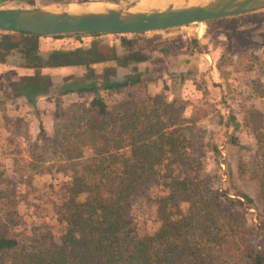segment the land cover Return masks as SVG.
I'll return each instance as SVG.
<instances>
[{"label": "trees", "instance_id": "trees-1", "mask_svg": "<svg viewBox=\"0 0 264 264\" xmlns=\"http://www.w3.org/2000/svg\"><path fill=\"white\" fill-rule=\"evenodd\" d=\"M83 36L97 38L103 35H74L77 38ZM14 37L19 38L17 49L23 59H42L53 64L51 56L41 52V37L38 35L0 33V49ZM259 50L245 55L241 64L249 72L254 65L262 66V70L258 68L263 72L259 76L262 77L264 44ZM142 60L116 58L113 61L126 68L130 63ZM222 63L225 67H232L229 60L223 59ZM230 68L224 75L230 110L212 115L219 131L208 133L199 125L192 126L194 136L207 139L213 150L216 146L211 141L212 136L218 133L229 136L230 143L237 150L251 149L246 147L247 144L243 146L240 135L252 124L239 115L252 117L258 114V110L255 106L245 108L242 103H236L232 96L236 90L234 79H229ZM139 82L138 75L129 76L122 82L73 77L55 88L61 96L91 95L93 99L64 108L60 106L61 100L58 101L53 134L41 126L39 142L30 144L31 158L24 159L21 166L14 162L15 158H12L14 164L10 167L3 162L5 168L0 172V183H6L9 192L0 193V200L6 199V206L12 207L6 216L8 223H15L16 192L10 189L21 192L23 186L26 188L24 196L38 188L41 190L45 186L39 177L45 170L55 169L68 177L65 184L69 181L65 201L57 213V220L66 231L60 240L51 238L49 243H43L40 238H30L23 233L9 235V226L0 219V264H230L221 257L232 240L242 246L236 256L228 257L235 261L234 264H243L244 258L252 264H264V246L260 248L258 244L260 241L264 245V236L258 226L249 225L243 217L247 214L246 202L219 189L215 186L218 182L209 181L203 174L205 160L195 161L197 159L190 154L189 164L188 147L185 146L189 142L183 143L187 140L181 130L186 129L182 128L183 124L195 123L196 118L184 115V100L167 99L160 92L155 95L147 93L133 101L135 113L126 118L121 111L125 107L122 102L110 107L106 98L101 96V92H120ZM30 86L33 85L22 82L17 90L29 102L35 101L33 90L37 93L36 98L43 93L50 95V89L41 92L40 87L28 88ZM253 96L254 93L250 97ZM239 107L242 110L235 111ZM253 126L257 150L252 167L260 196L264 197V126H261V116ZM246 134L251 136L250 132ZM8 140L11 142L12 138L7 136ZM214 154L218 157L221 152L214 151ZM237 165L236 169L229 170L232 176L247 173L245 163L239 161ZM161 180L165 190L157 200L161 226L152 235L140 236L132 202L136 198L152 199L153 187ZM242 198L253 206V198L248 195ZM177 203L180 207L186 204V210L181 211ZM20 236L32 241L23 242Z\"/></svg>", "mask_w": 264, "mask_h": 264}, {"label": "rangeland", "instance_id": "rangeland-1", "mask_svg": "<svg viewBox=\"0 0 264 264\" xmlns=\"http://www.w3.org/2000/svg\"><path fill=\"white\" fill-rule=\"evenodd\" d=\"M38 1L0 0V8L36 7L42 3L55 4L67 1L126 4L134 0ZM18 40V37H14L12 40L9 39V44L4 45L8 51L10 50L9 52L5 48L0 49V100L3 98L9 100L10 96L24 98L18 92V85L22 82L40 87L41 92L45 89H50L51 92L50 95L43 93L36 98L37 93L33 90L35 101L29 102L24 98L30 106L27 104L24 107L19 105L16 109L13 107L15 111L12 113L13 117L5 116L0 119L3 124L2 128L6 131L5 135L0 133V149L2 148L0 172L2 168H5L3 162L9 164L8 167H10L14 164L12 158H15L14 162L21 166L23 161L31 158L30 144L39 142L38 135L41 126L47 129V133L53 134V128L57 122L59 100H61L60 106L64 108L73 103L89 102L93 99L91 95L61 96L57 94L55 88L64 81L73 77H95L99 80L114 79L122 82L129 76L138 75L139 83L116 93L101 92V96L106 98L110 107L122 102L125 107L121 111L126 118L132 117L135 113L136 105L133 101H137L147 93L155 95L160 92L167 99H175L177 102L184 100V115L186 117L192 115L196 118L195 123L189 121L183 124L182 128L186 129L181 130L187 140L183 143L189 142L185 144L188 147L187 159L191 154L192 158L197 159L195 161L205 160L203 174L208 176L209 181L218 182L215 186L232 198L246 202L244 205L247 214L243 217L249 225L258 226L261 235L264 236V197L260 196L259 184L252 167L256 160L254 155L257 150L253 124L261 116V126H264V76L259 77L263 74L259 71V69L262 70V66L254 65L253 70L249 72L247 67L244 68L241 64V59L245 55L260 51L261 45L264 44V10L164 32L103 35L97 38L91 36L77 38L74 35L59 39L41 38L40 50L51 56L53 64L42 59L41 61L23 59L17 49ZM116 58L135 60L143 58V60L130 63L123 68L113 61ZM223 59L231 61L232 67L228 64V67H225L222 63ZM229 68L231 73L229 79H234L233 87H236L232 95L237 100L236 103H242L245 108L255 106L258 110V114L255 113L252 117L239 115L241 119L247 118L249 124H252L240 135L243 139V146L247 144L246 147H251V149L237 150L230 143L229 136H222L218 133L212 136L211 141L216 146L213 150L212 144L210 145L207 139L194 136V130H192L193 124L205 128L208 133L219 129L212 115L215 116L218 112L228 113L230 110V99L226 96V79L224 78ZM32 89L29 90L32 91ZM252 93L254 96L250 97ZM248 99L251 100L248 101ZM241 110L242 107H239L235 111L240 112ZM243 112H246V109ZM248 132L251 136L246 134ZM7 136L12 138L11 142L7 141ZM214 151L221 152V155L217 157ZM239 161L246 164L247 173L239 172L232 176L229 170L232 167L236 169ZM164 165L165 163L163 170ZM174 169L177 170V167L175 166ZM60 175L63 177H57ZM39 178L40 183L45 187L41 190L38 188L36 192L34 190L27 196L23 195L26 192L23 186L21 192L16 188L10 189L16 192V195L14 194L17 201L14 208L16 215L13 216L15 223H8L6 212L13 209L6 206V199L0 200V219L9 226V235L23 233L30 238L32 236L40 238L43 243H49L51 238L58 241L66 231L63 224L57 220V213L59 206L65 201V190L69 182L65 184V180L68 177L57 173L55 169H49L45 170ZM163 182L161 180L153 187L150 194L152 199L136 198L132 202L133 215L138 222L137 230L140 236L152 235L161 226L157 200L164 195ZM7 188L6 183H0V193L8 191ZM243 195L253 198V206L242 198ZM177 206L183 212L187 208L186 204H181L180 207L177 203ZM30 238L19 237L23 242L26 240L31 242ZM258 244L260 248L264 246L260 241ZM241 248L238 241H230L225 247L221 260L234 264L235 261L228 257L236 256L237 250ZM242 262L252 264L246 258Z\"/></svg>", "mask_w": 264, "mask_h": 264}, {"label": "water", "instance_id": "water-1", "mask_svg": "<svg viewBox=\"0 0 264 264\" xmlns=\"http://www.w3.org/2000/svg\"><path fill=\"white\" fill-rule=\"evenodd\" d=\"M264 10V0H146L126 4L75 2L38 8H0V33L41 38L71 35L148 34Z\"/></svg>", "mask_w": 264, "mask_h": 264}, {"label": "crops", "instance_id": "crops-1", "mask_svg": "<svg viewBox=\"0 0 264 264\" xmlns=\"http://www.w3.org/2000/svg\"><path fill=\"white\" fill-rule=\"evenodd\" d=\"M37 2H39V1L37 0ZM72 2L73 1H67L65 3H72ZM75 2H77V1H75ZM75 2H73V3H75ZM154 3L161 4V3L156 2V1H154ZM48 4L49 3H42V4H39L36 7H23V8H38V7H41V6H44V5H48ZM51 4H53V3H51ZM161 5H163V4H161ZM0 101H2L0 103V119L1 118H5V116L13 117L12 116V113L15 112L13 110V107L16 109V108L19 107V105L22 106V107H24L27 104L29 105V103H27V101L24 98L13 97V96H10L9 100L3 98V100H0ZM15 103H17V104H15ZM2 125L3 124L1 123V120H0V133H4L3 135H5L6 134L5 133L6 131L2 128ZM1 129L4 130V132ZM1 149H0V151L2 153V150ZM0 158H1V156H0Z\"/></svg>", "mask_w": 264, "mask_h": 264}, {"label": "bare ground", "instance_id": "bare-ground-1", "mask_svg": "<svg viewBox=\"0 0 264 264\" xmlns=\"http://www.w3.org/2000/svg\"><path fill=\"white\" fill-rule=\"evenodd\" d=\"M147 2H154V1H156V2H159V3H161V4H163V5H161V4H157L158 6H164L165 5V2L167 1V0H146ZM182 0H176V2H181Z\"/></svg>", "mask_w": 264, "mask_h": 264}]
</instances>
